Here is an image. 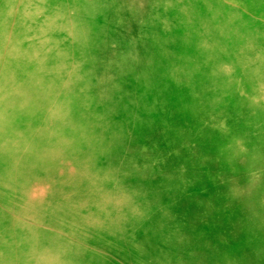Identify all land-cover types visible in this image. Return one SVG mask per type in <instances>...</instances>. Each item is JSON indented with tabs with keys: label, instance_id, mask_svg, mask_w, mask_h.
Listing matches in <instances>:
<instances>
[{
	"label": "clouds",
	"instance_id": "9594fccd",
	"mask_svg": "<svg viewBox=\"0 0 264 264\" xmlns=\"http://www.w3.org/2000/svg\"><path fill=\"white\" fill-rule=\"evenodd\" d=\"M0 205V264H264V0H0Z\"/></svg>",
	"mask_w": 264,
	"mask_h": 264
},
{
	"label": "rangeland",
	"instance_id": "374dc122",
	"mask_svg": "<svg viewBox=\"0 0 264 264\" xmlns=\"http://www.w3.org/2000/svg\"><path fill=\"white\" fill-rule=\"evenodd\" d=\"M65 167L68 168V170L71 172V164L70 162H65ZM64 173V169H58L57 170V175H63ZM44 190H45V185L43 182H37L34 181L32 184V194L35 196H42L44 194ZM0 211H3V205H0Z\"/></svg>",
	"mask_w": 264,
	"mask_h": 264
}]
</instances>
